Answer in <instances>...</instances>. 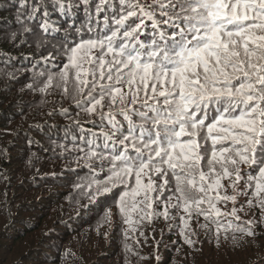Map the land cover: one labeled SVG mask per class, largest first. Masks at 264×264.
I'll return each instance as SVG.
<instances>
[{"label":"snow or ice","instance_id":"snow-or-ice-1","mask_svg":"<svg viewBox=\"0 0 264 264\" xmlns=\"http://www.w3.org/2000/svg\"><path fill=\"white\" fill-rule=\"evenodd\" d=\"M13 9L14 20L0 21V47L36 49L16 69L30 81L22 91L72 103L48 113L70 125L62 137L48 126L46 138L55 133L63 158L87 169L75 188L98 208V198L108 202L102 220L119 228L128 264H169L159 253L163 229L157 241L153 228L152 253L138 250L161 219L178 235L172 246L238 250L264 237V0L0 6Z\"/></svg>","mask_w":264,"mask_h":264},{"label":"trees","instance_id":"trees-1","mask_svg":"<svg viewBox=\"0 0 264 264\" xmlns=\"http://www.w3.org/2000/svg\"><path fill=\"white\" fill-rule=\"evenodd\" d=\"M3 3L0 0V6ZM4 19L14 20V9L0 11V21ZM12 27L15 29V24ZM33 51L36 49L27 45L18 50L0 47V56L14 58L0 61V264H128L119 228L113 230L102 220L108 202L100 197L101 207L90 204L75 188L76 183L87 182V169H77L73 158L61 155L58 145L64 141L59 137L70 120L48 113L72 109V103L51 95L45 101L21 90L30 81H26L24 69H16L23 56ZM13 72L18 80L9 83L7 74ZM72 119H76L74 110ZM48 126L56 129L59 137L54 133L53 140L47 139ZM29 138L39 146H29ZM9 156L11 162L5 163ZM5 225H9L7 229ZM153 228L157 241L161 229L164 231L159 253L169 264H264V237L238 250L230 243L217 248L207 241L194 249L182 242L172 246L178 235L175 231L169 235L162 219L145 229L147 243L140 238L138 250L143 256L156 248ZM127 243L136 247L134 240ZM130 264H155V258L131 257Z\"/></svg>","mask_w":264,"mask_h":264}]
</instances>
